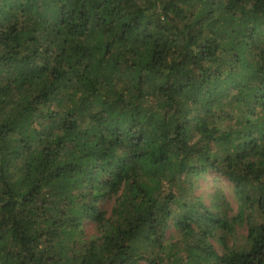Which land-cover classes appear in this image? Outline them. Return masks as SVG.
Wrapping results in <instances>:
<instances>
[{"label":"trees","instance_id":"16d2710c","mask_svg":"<svg viewBox=\"0 0 264 264\" xmlns=\"http://www.w3.org/2000/svg\"><path fill=\"white\" fill-rule=\"evenodd\" d=\"M142 263L264 264V0H0V264Z\"/></svg>","mask_w":264,"mask_h":264},{"label":"rangeland","instance_id":"374dc122","mask_svg":"<svg viewBox=\"0 0 264 264\" xmlns=\"http://www.w3.org/2000/svg\"><path fill=\"white\" fill-rule=\"evenodd\" d=\"M193 195L200 196L208 204L212 205L213 203H222L223 201H228L230 206V215H233L237 209V203L234 198V185L231 183L225 176H222L216 172L209 173L205 179H200L199 185L193 189ZM223 197V200H220V197ZM114 204V198L107 199L103 206L107 210L106 217L110 215L112 206ZM172 231V232H171ZM85 232L89 237L91 235L100 234L101 230L98 227V224L93 221H86L85 223ZM170 233H173L172 238H169V242H174L178 237V232L174 228L169 230ZM247 234V224H244L241 228L237 227V232L235 235L237 237H244ZM169 235V234H168ZM167 235V236H168ZM234 235H229L228 241L232 245L234 240L237 239ZM242 241V240H241ZM240 241H236L238 243ZM216 248L220 251L221 247L219 243L214 242ZM146 264V263H142Z\"/></svg>","mask_w":264,"mask_h":264}]
</instances>
